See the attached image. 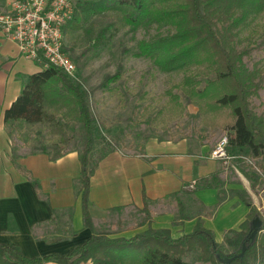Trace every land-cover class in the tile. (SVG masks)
Wrapping results in <instances>:
<instances>
[{
    "label": "trees",
    "instance_id": "trees-1",
    "mask_svg": "<svg viewBox=\"0 0 264 264\" xmlns=\"http://www.w3.org/2000/svg\"><path fill=\"white\" fill-rule=\"evenodd\" d=\"M77 12L78 8L76 15ZM106 13H113L134 34L140 28L147 31L154 27L166 29L149 41H141L133 54L149 58L165 73L186 72L182 82L173 84L166 93L169 102L157 111L153 121L182 119L188 106L197 108L204 117L205 127L229 133L227 153L238 160L237 163H242L245 175L251 180V188L254 190L262 184L264 113L257 111L254 99L264 90V67L261 68L259 62L250 68L246 59L251 58L258 38L264 34V23H256L264 20V0L86 2L80 6L78 19L82 17L88 24L87 37L96 27L91 23L94 15ZM107 32L108 29H102L97 33L92 42L95 47L105 40ZM120 75L121 68L115 75L106 77L100 87L108 89L109 85L121 80ZM4 118L11 138L21 132V126L29 133L39 126H48L50 135L58 138L57 142L45 146L41 140L37 141L39 145L30 146L32 153H46L52 161L72 150L75 130L81 127L83 222L93 236L66 255L32 259L25 257L18 247L0 245V264H190L188 257L206 264H224L221 259L225 258H233L228 264H264V219L242 191L231 193L250 212L239 230L226 233L224 245L230 249L227 254L216 242L214 233L204 228L200 218L191 234L179 238H173L168 229L152 227L131 238H113L97 232L89 211L91 179L99 161L115 149L112 146L95 149V119L88 94L83 86L60 70L48 65L39 73L25 77L19 97ZM42 135L37 131V136ZM23 147L29 148V145L23 143ZM245 159L256 161V164L246 166ZM178 206L177 222L186 218L183 205L179 203ZM149 215L147 211L146 222ZM257 218L263 226L251 241L252 224ZM244 244L247 246L244 257L235 258L241 254Z\"/></svg>",
    "mask_w": 264,
    "mask_h": 264
},
{
    "label": "crops",
    "instance_id": "crops-1",
    "mask_svg": "<svg viewBox=\"0 0 264 264\" xmlns=\"http://www.w3.org/2000/svg\"><path fill=\"white\" fill-rule=\"evenodd\" d=\"M14 1L0 0V15ZM42 69L0 31V245L18 247L30 259L66 255L93 236L83 222L80 149L52 161L18 146L8 134L5 112L25 77ZM214 148L198 138H150L140 151L115 150L102 158L89 194L97 232L131 238L152 227L179 238L191 234L200 218L224 245L226 233L239 230L250 212L231 192H245L259 211L264 205L244 167L225 168L210 158ZM179 203L186 218L177 222Z\"/></svg>",
    "mask_w": 264,
    "mask_h": 264
},
{
    "label": "rangeland",
    "instance_id": "rangeland-1",
    "mask_svg": "<svg viewBox=\"0 0 264 264\" xmlns=\"http://www.w3.org/2000/svg\"><path fill=\"white\" fill-rule=\"evenodd\" d=\"M91 1L100 0H73L78 12L72 24L68 26L65 37L68 55L78 66L77 75L73 80L84 87L94 115L95 149L112 146L115 150L140 151L144 142L150 138H198L213 148L222 137L229 136V133L222 130L205 127L204 117L191 105L188 106L187 114L182 119L153 121L157 111L169 102L166 93L173 84L182 82L186 72L165 73L149 58L135 57L133 51L141 41H149L158 34L165 33L166 29L154 27L147 31L140 28L134 34L119 22L117 16L106 13L94 15L91 23H94L96 27L87 37L85 29L88 24L82 21V17L78 19V16L80 6ZM259 22L262 24L264 20L256 23ZM102 29H108L106 38L98 47H95L92 43L93 39ZM246 61L250 68L253 67V63L259 62H261L260 67H264V34L258 38L251 58H247ZM119 68H121V80L109 85L108 89L100 87L104 79L115 75ZM254 105L259 113H264V90L254 99ZM37 131L43 135L37 136ZM49 132L48 126H39L33 130V133H29L24 126H21V132L15 135L14 140L20 147H23V143L28 144V152H32L30 145H39L37 141L42 140L45 146H51L57 142L58 138L51 136ZM82 147V129L78 127L75 130L71 148L82 149ZM245 160L243 164L246 166L256 164V161ZM237 162L238 160L230 159L222 163L225 168H231L234 172L233 165ZM230 178L232 179L231 174ZM262 178L263 183L254 190H257V197L263 200L261 204L264 205L263 173ZM249 183L251 184V180ZM259 212L264 219V210ZM221 249L226 254L230 252L226 245H221ZM187 261L190 264H206L195 262L193 257H188Z\"/></svg>",
    "mask_w": 264,
    "mask_h": 264
},
{
    "label": "built area",
    "instance_id": "built-area-1",
    "mask_svg": "<svg viewBox=\"0 0 264 264\" xmlns=\"http://www.w3.org/2000/svg\"><path fill=\"white\" fill-rule=\"evenodd\" d=\"M73 0H15L8 13L0 15V31L13 42L21 56L45 68L48 65L74 79L78 66L66 51V30L74 20ZM229 138L224 136L210 158L233 160L227 153Z\"/></svg>",
    "mask_w": 264,
    "mask_h": 264
},
{
    "label": "water",
    "instance_id": "water-1",
    "mask_svg": "<svg viewBox=\"0 0 264 264\" xmlns=\"http://www.w3.org/2000/svg\"><path fill=\"white\" fill-rule=\"evenodd\" d=\"M263 226V223L261 221V219L257 218L253 221V224H252V232L250 234V240L251 241H254L256 236L258 235L259 231L261 230ZM247 251V246L246 244L243 245V248H242V252L240 255H238L237 257L235 258H243L245 253ZM233 260V258H225V259H221V262L224 263V264H228L230 263L231 261Z\"/></svg>",
    "mask_w": 264,
    "mask_h": 264
}]
</instances>
